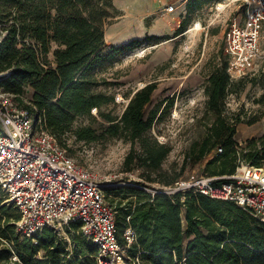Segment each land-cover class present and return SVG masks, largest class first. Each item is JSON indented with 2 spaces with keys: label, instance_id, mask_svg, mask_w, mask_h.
<instances>
[{
  "label": "trees",
  "instance_id": "trees-1",
  "mask_svg": "<svg viewBox=\"0 0 264 264\" xmlns=\"http://www.w3.org/2000/svg\"><path fill=\"white\" fill-rule=\"evenodd\" d=\"M207 1L187 0V14ZM114 13L113 0H0V32H6L0 42V74L8 73L0 85L14 95L18 106L41 117L48 133L66 151L69 138L85 145L105 138L130 144L123 171L141 170L140 180L132 186L104 189L105 201L114 211L118 244L126 247L123 234L127 228L135 235L127 248L128 257L138 258L140 264H264V224L234 203L191 192L174 197L157 192L154 185L170 186L180 174L170 175L163 169L170 148L149 135L158 111L146 114L155 84L127 96L119 118L100 112L115 104V97L98 91L107 84L97 78L99 69L155 39L107 46L104 26ZM186 26L182 22L176 35ZM227 62L226 57L215 64L204 83L206 110L216 121L201 142L192 144L188 156L199 163L222 148L221 154L206 162L209 176L231 175L239 155L233 138L235 124L223 117L233 83ZM92 110L99 112L106 127L101 131L90 126L74 129L76 119L90 116ZM260 143V149L256 142L249 144L242 154L245 163L264 167V137ZM17 220V211L0 201V264H98L97 247L77 234L78 225L71 226L69 248L49 229L30 239L21 238L15 231Z\"/></svg>",
  "mask_w": 264,
  "mask_h": 264
},
{
  "label": "rangeland",
  "instance_id": "rangeland-1",
  "mask_svg": "<svg viewBox=\"0 0 264 264\" xmlns=\"http://www.w3.org/2000/svg\"><path fill=\"white\" fill-rule=\"evenodd\" d=\"M217 2L224 6L216 9ZM113 6V18L104 26L107 46L146 37L155 39L99 69L97 78L107 84L98 91L115 97V104L103 107L100 112L119 118L128 103L127 96L148 84H155L146 114L158 110L149 135L170 148L163 169L170 175L180 174L179 179L206 174V162L212 157L199 163L188 158L192 144L201 142L216 121L206 110L204 83L213 66L226 59V25L234 19L243 24L244 8L229 0H208L189 15L187 0H113ZM170 6L173 12L168 11ZM185 21V31L176 35ZM261 48L264 51V29ZM256 71L255 80L233 82L225 99L223 117L228 124H235L233 138L239 152L236 163L244 161L242 154L247 152L249 144L256 142L260 149V140L264 137V60L257 63ZM30 97L31 91L24 100L27 102ZM106 125L99 112L92 110L90 116L76 119L74 129L90 126L101 131ZM66 144L70 158L92 173L105 188L132 186V182L140 180L141 170L123 171L124 159L130 151V144L124 140L105 138L85 145L69 138ZM0 201H4L1 193ZM72 233L74 229L66 227L60 229L57 236L71 248Z\"/></svg>",
  "mask_w": 264,
  "mask_h": 264
},
{
  "label": "built area",
  "instance_id": "built-area-1",
  "mask_svg": "<svg viewBox=\"0 0 264 264\" xmlns=\"http://www.w3.org/2000/svg\"><path fill=\"white\" fill-rule=\"evenodd\" d=\"M229 1L244 8L243 24L231 20L224 31L227 73L230 82H235L256 77L257 63L264 60V0ZM216 5V9L224 6ZM173 10V6L168 8ZM5 35L0 32V42ZM6 76L8 73H2L0 79ZM221 153L222 148H217L210 155ZM104 188L68 156L41 117L18 106L14 95L0 85L1 205L6 203L19 214L14 225L21 238L30 239L45 229L57 234L62 228L78 225L77 234L97 247L98 264H140L138 258L127 256V248L135 242L130 228L123 234L126 247L118 244L114 211L105 201ZM156 189L168 197L191 192L229 201L264 224V167L238 161L231 175L203 174Z\"/></svg>",
  "mask_w": 264,
  "mask_h": 264
}]
</instances>
